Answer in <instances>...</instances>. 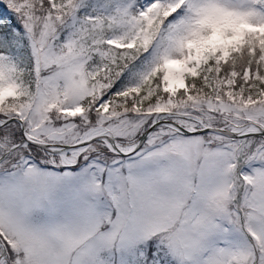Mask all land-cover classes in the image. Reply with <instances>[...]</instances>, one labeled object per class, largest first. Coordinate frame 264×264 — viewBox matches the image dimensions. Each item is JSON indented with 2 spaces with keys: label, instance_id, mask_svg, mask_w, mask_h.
Masks as SVG:
<instances>
[{
  "label": "snow or ice",
  "instance_id": "obj_1",
  "mask_svg": "<svg viewBox=\"0 0 264 264\" xmlns=\"http://www.w3.org/2000/svg\"><path fill=\"white\" fill-rule=\"evenodd\" d=\"M0 264H264V0H0Z\"/></svg>",
  "mask_w": 264,
  "mask_h": 264
}]
</instances>
